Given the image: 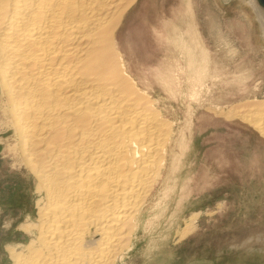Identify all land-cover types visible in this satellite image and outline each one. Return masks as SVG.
<instances>
[{
  "label": "bare ground",
  "instance_id": "6f19581e",
  "mask_svg": "<svg viewBox=\"0 0 264 264\" xmlns=\"http://www.w3.org/2000/svg\"><path fill=\"white\" fill-rule=\"evenodd\" d=\"M137 1L0 0V144L35 179L38 198L19 227L29 242L7 246L12 264H128L163 204L182 140L168 116L176 111L118 46ZM247 4L264 38V6ZM228 114L264 137V100Z\"/></svg>",
  "mask_w": 264,
  "mask_h": 264
},
{
  "label": "rangeland",
  "instance_id": "374dc122",
  "mask_svg": "<svg viewBox=\"0 0 264 264\" xmlns=\"http://www.w3.org/2000/svg\"><path fill=\"white\" fill-rule=\"evenodd\" d=\"M253 11L247 0H138L124 17L116 38L126 64L176 111L168 116L182 140L163 204L128 264H264V137L228 114L264 100ZM16 161L0 144V264H12L8 245L29 242L19 227L37 211L35 179Z\"/></svg>",
  "mask_w": 264,
  "mask_h": 264
},
{
  "label": "water",
  "instance_id": "95a60500",
  "mask_svg": "<svg viewBox=\"0 0 264 264\" xmlns=\"http://www.w3.org/2000/svg\"><path fill=\"white\" fill-rule=\"evenodd\" d=\"M259 1L264 6V0H259Z\"/></svg>",
  "mask_w": 264,
  "mask_h": 264
},
{
  "label": "crops",
  "instance_id": "0c3cea01",
  "mask_svg": "<svg viewBox=\"0 0 264 264\" xmlns=\"http://www.w3.org/2000/svg\"><path fill=\"white\" fill-rule=\"evenodd\" d=\"M190 8H191V5H189V10H190Z\"/></svg>",
  "mask_w": 264,
  "mask_h": 264
}]
</instances>
